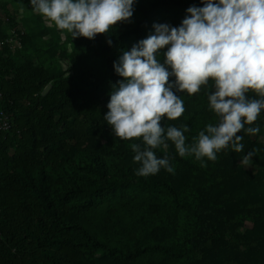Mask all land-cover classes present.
Wrapping results in <instances>:
<instances>
[{
  "label": "trees",
  "instance_id": "trees-1",
  "mask_svg": "<svg viewBox=\"0 0 264 264\" xmlns=\"http://www.w3.org/2000/svg\"><path fill=\"white\" fill-rule=\"evenodd\" d=\"M11 3L0 0V40L16 27ZM192 5L203 0H134L131 23L94 39L72 38L35 14L21 48L1 45L0 109L12 119L0 129V264H264V109L245 125L258 133H237L243 152L222 149L216 161L202 158V167L167 140L153 151L170 157L174 174L161 168L147 177L136 174L131 149L142 137L123 140L104 120L123 79L114 61L153 23L179 26ZM212 91L210 79L194 95L176 92L185 111L162 117L165 135L169 126L187 125L191 145L218 124ZM249 151L251 169L241 164Z\"/></svg>",
  "mask_w": 264,
  "mask_h": 264
},
{
  "label": "clouds",
  "instance_id": "clouds-1",
  "mask_svg": "<svg viewBox=\"0 0 264 264\" xmlns=\"http://www.w3.org/2000/svg\"><path fill=\"white\" fill-rule=\"evenodd\" d=\"M32 9L67 30L72 38L94 39L109 33L118 22L131 23L134 0H30ZM190 15L179 26L153 23L154 31L123 51L113 63L123 79L117 81L107 104L104 120L113 133L123 139L142 137L143 144L133 143L134 161L140 164L136 174L147 177L164 168L174 174L170 157L158 158L154 149L167 147L171 140L181 157L194 155L216 161L222 149L240 153L247 134L260 131L252 125L264 109V0H203V6L186 9ZM111 45V39L107 40ZM167 46L164 62L157 59ZM174 76L175 80L170 81ZM214 81L208 95L209 106L219 117L216 125L186 144L185 132L175 126H161L162 117L179 118L185 111L184 102L176 92L198 93L202 85ZM175 89V92L173 91ZM254 91L259 99L246 94ZM254 151L242 157L249 166Z\"/></svg>",
  "mask_w": 264,
  "mask_h": 264
},
{
  "label": "rangeland",
  "instance_id": "rangeland-1",
  "mask_svg": "<svg viewBox=\"0 0 264 264\" xmlns=\"http://www.w3.org/2000/svg\"><path fill=\"white\" fill-rule=\"evenodd\" d=\"M13 3L9 5V11L16 17V27L10 28V30L16 29L18 31H23L24 34L28 32L26 22L32 15H40L32 9V5L30 4V0H12ZM48 19V18H45ZM253 166L252 160L250 165L247 168L251 169Z\"/></svg>",
  "mask_w": 264,
  "mask_h": 264
},
{
  "label": "built area",
  "instance_id": "built-area-1",
  "mask_svg": "<svg viewBox=\"0 0 264 264\" xmlns=\"http://www.w3.org/2000/svg\"><path fill=\"white\" fill-rule=\"evenodd\" d=\"M4 20H8L7 17H4ZM9 36L7 38H5V40H0V47L3 44H10L11 46H13L14 48H21L22 44H21V35L24 34L23 31H18L16 29L10 30L9 32ZM3 98V92L0 86V101ZM12 117L9 113L5 112L4 110L0 109V129H8L10 127V121H11Z\"/></svg>",
  "mask_w": 264,
  "mask_h": 264
},
{
  "label": "water",
  "instance_id": "water-1",
  "mask_svg": "<svg viewBox=\"0 0 264 264\" xmlns=\"http://www.w3.org/2000/svg\"><path fill=\"white\" fill-rule=\"evenodd\" d=\"M50 89H51V84H49V85L45 88V90L43 91V95H46V94L49 92Z\"/></svg>",
  "mask_w": 264,
  "mask_h": 264
}]
</instances>
